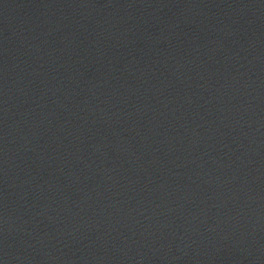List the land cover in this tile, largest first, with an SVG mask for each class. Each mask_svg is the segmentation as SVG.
Listing matches in <instances>:
<instances>
[{
  "label": "water",
  "instance_id": "1",
  "mask_svg": "<svg viewBox=\"0 0 264 264\" xmlns=\"http://www.w3.org/2000/svg\"><path fill=\"white\" fill-rule=\"evenodd\" d=\"M0 264H264V0H0Z\"/></svg>",
  "mask_w": 264,
  "mask_h": 264
}]
</instances>
